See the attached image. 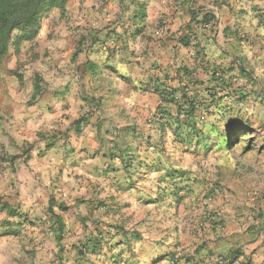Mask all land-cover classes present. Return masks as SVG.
Masks as SVG:
<instances>
[{"label": "crops", "instance_id": "obj_1", "mask_svg": "<svg viewBox=\"0 0 264 264\" xmlns=\"http://www.w3.org/2000/svg\"><path fill=\"white\" fill-rule=\"evenodd\" d=\"M65 10L76 16L58 22L62 29L60 35L52 36L50 57L64 58L66 64L60 70L66 74L76 68L78 85L93 88L92 98L100 107L90 115L83 112L85 103L79 92L74 93L80 88L76 87L64 97L21 110L16 99L7 95L8 86L1 88L0 80V249L20 257L19 247L44 235L54 236L51 227L37 223L50 217L51 201L65 203L81 195L84 179L89 186L105 183L111 199L124 204L122 212L115 211L119 214L115 223L130 233L132 244L114 245L113 254L124 250L125 260L109 264H214V255L223 256L225 264H264V220L249 213L252 200L246 204L248 210L233 195L216 197L212 207L221 212V227L207 224L201 230L191 218L183 221L184 211L176 216L178 224H172L167 207L159 217L162 222L156 224L148 201L155 198L150 190L159 184V175L131 176L137 163L146 172L153 168L152 149L113 145L116 130L137 126L149 131V126L146 130L138 123H149L160 104L156 90L165 83L177 84L186 70L208 81L214 71L231 67L235 69L231 75L237 77L235 87L264 93V0H69ZM191 11L197 15L193 17ZM206 12L215 16L213 24L201 22ZM164 30L167 36L162 35ZM74 56L75 64H71ZM239 61L255 80L253 86L238 72ZM53 66V73L59 71L57 64ZM68 83L62 82L65 90ZM46 104L47 110L52 107L47 120L39 118ZM259 106L247 117L264 121V100ZM23 112L31 114L30 120L20 125ZM83 116L89 125L81 133H70L68 139L55 133L51 137L43 127L37 128L43 124L50 128L54 120L60 126L57 135L71 132ZM73 229L67 226L68 234ZM133 234H140L141 240L133 241ZM23 239L27 243L20 242ZM201 246L204 249L197 253ZM207 252L214 255L206 256ZM66 254V264H77L73 250ZM6 257L0 254V263Z\"/></svg>", "mask_w": 264, "mask_h": 264}, {"label": "trees", "instance_id": "obj_2", "mask_svg": "<svg viewBox=\"0 0 264 264\" xmlns=\"http://www.w3.org/2000/svg\"><path fill=\"white\" fill-rule=\"evenodd\" d=\"M47 3L46 0H0V71L11 52V47H19L23 42L32 41L39 35L42 15ZM191 15L193 17L197 15L196 11H191ZM201 22L207 25L213 24L215 16L211 12H206ZM164 34L167 36L169 32L164 30L162 35ZM184 44L189 45L188 42ZM234 71L235 69L231 67L227 70L214 71L208 81L199 80L188 70L184 71V78L178 79L177 84L173 85L172 81L156 90L160 104L149 123H146L149 131L139 130L137 126L119 129L116 130V139L120 141L126 139L125 144L131 145L121 148L118 141L113 143L116 149H152L153 154L150 156L153 158V168L146 172V169L142 170L143 166L137 163L140 169L134 168L135 171L131 176L158 174L160 178L158 186H163L159 190H150L151 194H155V198L148 202L158 203L168 200L175 208L176 216L181 213L182 205L187 206L188 210H182L186 215L183 221H189L191 218L201 230L206 228L207 224L216 228L221 227V212L212 207L214 199L209 196L213 193L206 197L203 213L198 216L199 213L193 212L194 201L188 203V200L192 186L198 182L197 174L190 169L189 172L185 171L175 160L178 155L186 154L192 157V150L198 149H204L205 155H208L209 150L228 153L240 145L244 136L254 130L257 121L251 120L247 115L251 110L260 107L264 93L248 90L245 86L235 87L237 80L234 79L237 77L231 75ZM238 72L252 83L251 86L254 85L255 80L250 73H247L241 61L238 64ZM87 122L86 116L77 120L74 123L77 126L75 132H80L82 125H86ZM212 147L214 149H211ZM244 149H249V146ZM199 152L201 151L196 154ZM138 160L135 159L136 162ZM3 208L7 207L3 206ZM56 208L59 209L60 214L54 211ZM68 210L66 203L51 201L48 211L56 227L53 230L59 242L60 253L57 260L59 264H66L61 242L68 233L63 218ZM258 217L264 220V213L259 212ZM97 225L94 235L72 245L71 251L75 252L77 264H80V261L89 264L90 256L103 257L105 261L114 260L118 263L122 259L124 250L113 254L114 245L122 246L128 243L131 246L130 233L123 225L118 223ZM132 237L133 241L141 240L140 234H133ZM203 249V246L199 247L197 253ZM107 250H109L108 254ZM213 255L210 252L206 254L211 257ZM116 257L118 260H115ZM218 257L223 256L214 255V264H218ZM191 261V258H187V262Z\"/></svg>", "mask_w": 264, "mask_h": 264}, {"label": "rangeland", "instance_id": "obj_3", "mask_svg": "<svg viewBox=\"0 0 264 264\" xmlns=\"http://www.w3.org/2000/svg\"><path fill=\"white\" fill-rule=\"evenodd\" d=\"M46 1L48 2L47 8H45L42 15L39 35L32 41L23 42L19 47H11V52L1 67V88L7 85L8 88H6L5 91L7 90V92H10V94L8 93L7 95L10 97L13 96L14 99H16L18 108L23 110L25 108H34L43 100L48 101L51 98L64 97V95L71 94L74 88L80 87L77 90L75 89L74 93L76 94L79 92V98L85 103L82 110L83 112H88L90 115L94 111L97 112L100 107L98 100L92 98L91 93H94L93 88L85 90L81 85H78L79 80L76 68H74L73 72L72 68H70L69 74L62 72L60 66L66 64L63 62L64 58L60 56L51 58L49 53L51 51L52 36L54 34L60 35L62 29L58 22L62 18L76 15L71 12L67 14L65 10L69 0ZM82 44L81 42L80 48L76 54L80 53ZM76 58L77 56L73 57L71 64H75ZM52 60L53 62L51 63ZM54 63L57 64V69H59V71L55 73H53L52 68L54 67ZM67 80H69L67 84L69 87L65 90L62 82L66 83ZM4 92H2V94ZM77 95L74 97L76 100ZM111 100L114 102V99ZM64 107H66V109L70 108L69 104L66 106L64 105ZM114 107L116 108L115 105L112 106V108ZM48 108L49 106L46 104L43 110L40 109L42 114H40L39 118L47 120L49 113L52 111V107L47 110ZM30 115L31 114H25L19 124L22 125L29 122ZM99 122L102 123L101 121ZM99 122L97 121L96 124L98 125ZM87 125H89L88 122L86 125H82L81 131L78 133H81L83 127L85 129ZM135 125H137V123H135ZM139 125L146 130L148 129L146 123H138V126ZM42 127L43 132L51 137L55 133V137L62 136L68 139L70 133H75L77 126L73 125L71 127V132L70 130H68L67 133L62 131L63 133L59 132V135H57L58 128L60 127L59 122H55L54 120L51 121L50 128L47 129L45 124H43V126L39 125L37 128L42 129ZM116 141L119 142L121 148L126 147L128 144L131 145L130 143L127 145L125 144L126 139H121V141L116 139ZM108 142L109 141H107L105 146H108ZM246 146H249V149H244ZM26 149H29V146H26ZM211 149H214V147ZM198 151L201 152L196 154ZM192 153V157L186 154L183 156L178 155L175 162L185 171L189 172L190 169L197 174L198 182H195L192 186V193H190V199L188 200V203L194 201L192 204V206L194 205L192 208L193 212L199 213L198 216L200 213H203L206 197L210 195V193H213V195L209 196L213 199H215L216 196H226V198H229L233 195L236 198V202L243 205L246 209H248L246 204L252 200L253 207L249 213H255V216H257L259 212L264 213V121L255 122L254 130L250 134L244 136L240 145L231 149L228 153H219L214 152V150H209L208 155H205L203 154L204 149L192 150ZM24 156H27V153H24ZM88 183L89 180L85 182L83 179L80 185L81 190H79L81 195L77 196V198L75 197L74 200H72L73 197H70L66 200L68 202H65L71 208L64 214V221L71 229L72 227L75 228L73 229L74 232L70 231L69 234L67 233L61 242L65 251V253L63 252L65 263V258H69L66 253L67 251H71L70 247L72 243H77L78 239L85 241L89 236L94 235L95 229H97L96 227L98 226L97 224L99 223H103V225L115 223L117 221L116 216L119 215L117 214L118 212L115 211L124 208L123 203H116L111 199L108 185L104 183L102 187H99L89 186ZM95 187L97 188L95 189ZM161 187L158 185L155 187L152 186L151 191L159 190ZM99 188H102L101 191H99ZM101 192L102 196L100 197L99 194ZM56 198L60 199L58 196H56ZM118 204L122 205V207L117 208ZM148 204L156 224H158L159 221L162 222V220H159V217L165 207L168 208V213L171 215V223L178 224L176 215H174L175 208H173L168 200L165 202ZM182 210L186 211L188 207L182 205ZM54 211L60 214L59 209L56 208ZM118 220H123L122 224H124L125 219L119 217ZM53 222L54 219L49 217L46 221L37 223V225H45L49 230L50 227L51 229L56 228ZM41 238L37 241L32 240L34 242H30L26 246L23 244L24 246L22 248L19 247L20 257H16L17 252H13L7 248H1L0 254L7 257L3 259L0 264H59V261H57L58 254L60 253L59 242L56 240V235L51 236L48 234L47 237L44 235L43 239ZM20 242L27 243V240L23 239L20 240ZM30 244H34L32 249H30ZM106 253L108 254L109 250H107ZM10 254H12V257H10ZM13 255H15V257ZM90 260L91 261L88 262L89 264H92V262L96 264L95 261H100V264H109V260L105 261L103 257L95 258L90 256ZM124 260L125 259L122 258L119 263Z\"/></svg>", "mask_w": 264, "mask_h": 264}, {"label": "built area", "instance_id": "obj_4", "mask_svg": "<svg viewBox=\"0 0 264 264\" xmlns=\"http://www.w3.org/2000/svg\"><path fill=\"white\" fill-rule=\"evenodd\" d=\"M217 262L218 264H225V260L223 257H218Z\"/></svg>", "mask_w": 264, "mask_h": 264}]
</instances>
